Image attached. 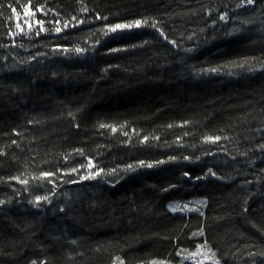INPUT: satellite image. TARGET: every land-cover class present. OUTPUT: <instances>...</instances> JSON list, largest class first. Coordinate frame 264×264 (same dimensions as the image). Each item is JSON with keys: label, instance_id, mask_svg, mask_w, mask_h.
I'll list each match as a JSON object with an SVG mask.
<instances>
[{"label": "trees", "instance_id": "16d2710c", "mask_svg": "<svg viewBox=\"0 0 264 264\" xmlns=\"http://www.w3.org/2000/svg\"><path fill=\"white\" fill-rule=\"evenodd\" d=\"M0 264H264V0H0Z\"/></svg>", "mask_w": 264, "mask_h": 264}, {"label": "snow or ice", "instance_id": "6c2138e0", "mask_svg": "<svg viewBox=\"0 0 264 264\" xmlns=\"http://www.w3.org/2000/svg\"><path fill=\"white\" fill-rule=\"evenodd\" d=\"M248 2L251 3L252 0H248ZM137 23H139V22H137ZM117 27H123V26L118 25Z\"/></svg>", "mask_w": 264, "mask_h": 264}, {"label": "rangeland", "instance_id": "374dc122", "mask_svg": "<svg viewBox=\"0 0 264 264\" xmlns=\"http://www.w3.org/2000/svg\"><path fill=\"white\" fill-rule=\"evenodd\" d=\"M171 207H172V206H171V204H170V205H169V208L171 209ZM171 210H172V209H171Z\"/></svg>", "mask_w": 264, "mask_h": 264}]
</instances>
